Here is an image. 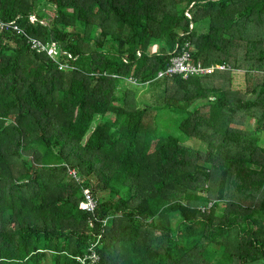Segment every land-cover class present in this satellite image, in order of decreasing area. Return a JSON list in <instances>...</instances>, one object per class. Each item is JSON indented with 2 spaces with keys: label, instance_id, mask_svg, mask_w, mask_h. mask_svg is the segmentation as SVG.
<instances>
[{
  "label": "trees",
  "instance_id": "trees-1",
  "mask_svg": "<svg viewBox=\"0 0 264 264\" xmlns=\"http://www.w3.org/2000/svg\"><path fill=\"white\" fill-rule=\"evenodd\" d=\"M0 21L24 30L0 28V264H264V0H0ZM184 47L224 69L159 78Z\"/></svg>",
  "mask_w": 264,
  "mask_h": 264
},
{
  "label": "built area",
  "instance_id": "built-area-1",
  "mask_svg": "<svg viewBox=\"0 0 264 264\" xmlns=\"http://www.w3.org/2000/svg\"><path fill=\"white\" fill-rule=\"evenodd\" d=\"M0 28L2 30H10L13 29L16 32L24 33V30H22L18 25L13 23H5L0 21ZM32 48L37 49L40 51L47 52L52 59H56V56L59 54L55 53V56L51 55L49 52L52 50V45H56L55 43L51 44V46L43 43L40 40L30 38L29 39ZM189 45L186 44V47ZM184 47L182 50V53L179 55H176L171 59V62L168 66V68L165 71H161L158 75L159 78L166 76V75H181L184 78L192 77V76H201L205 74H211L215 69H224L222 66H210L205 67L201 63H194L190 60L191 54L187 50V48ZM131 82H137V79L133 76H130L128 78ZM75 171L71 172L72 175H75ZM98 204V199L95 197L93 193H91L89 190H84V198L80 202V207L83 210L87 211H94L96 209V206ZM91 250V249H90ZM83 264H94L99 260V256L96 252L92 251L90 256H86L83 259H80ZM87 261H90V263H87Z\"/></svg>",
  "mask_w": 264,
  "mask_h": 264
},
{
  "label": "rangeland",
  "instance_id": "rangeland-1",
  "mask_svg": "<svg viewBox=\"0 0 264 264\" xmlns=\"http://www.w3.org/2000/svg\"><path fill=\"white\" fill-rule=\"evenodd\" d=\"M59 52V48L52 45V50L49 52L51 55L55 56V53ZM127 81V80H126ZM124 81V83H126ZM163 87L160 86L159 82L145 83L138 88V100L142 102H148L152 105H161L163 102ZM158 120L157 123L161 132L165 137L177 138L181 145L187 148L204 151L206 149V144L200 140L187 137L180 130V123L182 120L181 113L172 111L164 106L157 110ZM262 145L264 146V136L261 137ZM211 207V206H210Z\"/></svg>",
  "mask_w": 264,
  "mask_h": 264
}]
</instances>
